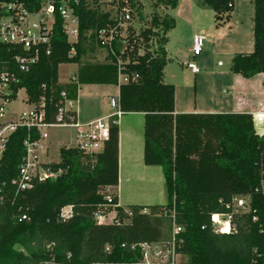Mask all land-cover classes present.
Listing matches in <instances>:
<instances>
[{
    "label": "trees",
    "instance_id": "obj_1",
    "mask_svg": "<svg viewBox=\"0 0 264 264\" xmlns=\"http://www.w3.org/2000/svg\"><path fill=\"white\" fill-rule=\"evenodd\" d=\"M15 1L33 10L41 3ZM57 1H65L79 18L78 42H68L57 16L50 55L41 53L37 64L25 73L14 63L15 57L25 52L0 43V64L7 65L18 80L12 86L10 101L24 89L29 105L43 102L44 121L52 124L63 92L77 101L82 86H118L120 60L126 74L138 77L119 87L120 109L145 114L144 162L162 167L167 203L148 208L149 214L141 213L145 207H130L131 216L117 207L119 225L95 223L100 206H118L113 191L119 183L117 125L111 127L103 152L85 155L62 147L59 163L43 164L57 174L56 178L35 181L31 189L16 194L26 155L23 143L29 137L40 139L37 129L20 127L0 158V264L117 260L127 255L120 249L123 243L166 242L173 230L172 210L182 228L177 239L178 252L186 257L183 264H264V196L255 193L264 176V135L256 133L250 114L174 115L175 88L164 84L168 33L176 28V21L166 11L177 9L180 0H147L149 15L144 14L140 0H126L131 20L125 45L116 43L115 56L103 49L98 39L101 29L118 24L114 1ZM124 1L120 0L121 6ZM201 2L214 12L217 27L229 23L235 0ZM253 4L254 50L235 54L230 67L233 74L245 79L264 75V0H253ZM72 48L75 55H70ZM97 50L107 53L104 62L82 64ZM65 64H82L75 73L76 82H59V68ZM106 189H111L110 202ZM240 196H251V212L236 220V233L215 234L211 215L228 211L226 206ZM69 206L73 207V217L64 221L60 214ZM254 215L257 222L252 221ZM106 245L113 246V255L103 253Z\"/></svg>",
    "mask_w": 264,
    "mask_h": 264
},
{
    "label": "built area",
    "instance_id": "obj_2",
    "mask_svg": "<svg viewBox=\"0 0 264 264\" xmlns=\"http://www.w3.org/2000/svg\"><path fill=\"white\" fill-rule=\"evenodd\" d=\"M114 11L117 13L118 24L115 27L101 29L98 32V39L103 49L109 51L113 56L116 55V43L125 45L124 34L126 33L129 21L131 20V10L125 0L124 6L120 5V0H108L113 2ZM7 13V15H5ZM62 20V30L70 44H75L79 39V18L65 1L41 0L37 9H30L23 3L15 0H0V43L13 46L23 50V55H18L14 63L19 72H28L35 66L41 53L50 55L52 40L54 37V27L56 17ZM205 45L204 36H195L191 54L194 58L201 56ZM123 51V45H121ZM76 50L72 48L70 55H75ZM187 68L193 74H199L200 70L193 61L187 63ZM118 86L128 84L137 80V75L126 74L122 62L118 60ZM18 82L16 75L7 65L0 64V158L4 154L9 138L20 127L28 130L37 129L40 139L37 141L27 138L23 145L26 155L20 168L16 194L29 190L33 187L35 181H45L56 178L57 174L46 170L40 161L39 150L43 140L48 139L47 130L50 128H69L75 131L74 146L79 152L85 155H95L104 151L106 142L110 138L112 126L117 125L118 120L124 114L120 109V98L111 97L109 104L114 112L104 118L93 120L81 124L78 121V113L74 109L76 101L67 98L65 92L61 94L63 99L57 109L56 121L52 124L46 123L43 111L44 104L33 105V110L28 114H22L18 118H6L7 105L11 102L10 96L14 94L12 86ZM69 82H76L75 74L72 75ZM264 173V168H263ZM111 189H106V198L110 202ZM255 193L264 196V176L260 186ZM118 206L110 205L100 206L94 215V221L99 226L111 224H120L117 219L116 208ZM110 209V210H109ZM228 211L214 213L211 215V226L215 234L230 235L237 232L238 223L236 220L251 212V196L236 197L232 205H227ZM128 216L132 214L125 210ZM142 214H149V209L144 208ZM171 217L173 221V230L171 237L166 242H133L123 243L120 249L127 253L117 260H97L90 264H183L186 260L185 255L178 252V236L182 228L176 224L175 210H172ZM60 217L66 221L73 217V207L62 209ZM23 217V220H26ZM253 222L258 221L257 216L252 217ZM49 251L53 246L47 247ZM113 246L106 245L103 253L107 256L113 255ZM49 264V262L41 263Z\"/></svg>",
    "mask_w": 264,
    "mask_h": 264
},
{
    "label": "rangeland",
    "instance_id": "obj_3",
    "mask_svg": "<svg viewBox=\"0 0 264 264\" xmlns=\"http://www.w3.org/2000/svg\"><path fill=\"white\" fill-rule=\"evenodd\" d=\"M140 1L144 6V14L149 15L150 10L147 0ZM166 14L176 21V28L168 33L169 42L166 50L168 51L167 58L169 61L164 69V82L166 85L177 87L178 91H180V101L183 104H194L199 99V94L195 90L196 83H199L204 73L211 72V77L213 73V83L216 86H220L222 79L216 78L218 76L215 74L229 72L230 76H232L230 67L233 56L237 53H251L254 50L253 0H235L234 2V12L232 13L233 31L230 32L234 34L236 30V37L240 38L241 43L232 48H229V45H227L229 41V37H227L229 28L217 29L218 24L215 22L214 12L204 7L201 0H180L178 8L167 10ZM236 23L239 24V27L235 25ZM194 35L205 37L203 52L197 58H194L191 54ZM124 36L126 37V33ZM106 56L107 53L104 50H97L96 53L83 59L82 64L102 63L105 61ZM190 61H193L200 70V74L197 76L193 75L187 68V63ZM82 64H65L60 66L59 82L61 84L68 83L72 75L77 72ZM205 79L209 80V75ZM104 88L108 87L97 85L80 88L79 98L75 102L74 109L79 115L78 121L81 124L91 122L99 115H103L102 118H104L114 112L109 104L111 96L107 97V95H110L108 94L110 91L108 92ZM113 88L115 89H111V94H115L117 91V86ZM32 110L33 105L27 103V94L22 89L18 92L17 99L7 105L6 118H18L22 114L30 113ZM259 124L258 128L261 130L262 123ZM46 133L48 139L43 140L40 144V161L43 164L59 163L60 149L65 146L74 148L76 144L75 131L69 128L54 127L48 129ZM160 183V185L157 182L155 184V201L163 203L166 200L163 178H161ZM184 259L186 260V257Z\"/></svg>",
    "mask_w": 264,
    "mask_h": 264
},
{
    "label": "crops",
    "instance_id": "obj_4",
    "mask_svg": "<svg viewBox=\"0 0 264 264\" xmlns=\"http://www.w3.org/2000/svg\"><path fill=\"white\" fill-rule=\"evenodd\" d=\"M232 25L233 17H231L229 23H227L226 25L220 28L216 27L219 30L229 28V33L227 36L229 37V41L227 42L229 48H232L235 45H240L239 43H241V41L239 40L240 38L236 37V30L234 31V34H231L232 32L230 31H233ZM235 25L239 27L238 23H236ZM195 36L199 35H194V37ZM210 73L211 72L204 73V76L200 78L199 83H196L195 90L199 94V99L196 100L194 104H183V102L180 101V91H178L177 87L174 86V115L183 114L186 112L194 114H250L253 117V123L256 133L259 135H264V75H258L253 79H245L242 76L233 74L232 72H230L232 76H230L229 72H220L216 73L215 75L218 76L216 78L222 79V83L220 84V86H216V84L213 83L212 80L213 73L211 74L212 77L210 76ZM193 75L197 76L198 74ZM208 75L210 79L206 80L205 78ZM100 86L108 87L104 88L106 89V91H110L108 93L110 95H107L108 98L110 96H120V86H117V91L115 94H111V89H115L113 87L116 86ZM102 116L103 115H99L95 117L94 120L100 119L102 118ZM259 123H262L261 130H259L258 128ZM117 127L119 130V183L118 186L113 189V191L115 192V194H117L118 197V207L127 210L133 206L145 207L148 209L150 207L166 205L167 197L165 198L166 200L164 199L165 201L163 203L161 201H155L156 182L158 183V185H160V180L161 178H163L165 186V178L162 167L147 166L144 162L145 114L124 113L118 120Z\"/></svg>",
    "mask_w": 264,
    "mask_h": 264
},
{
    "label": "water",
    "instance_id": "obj_5",
    "mask_svg": "<svg viewBox=\"0 0 264 264\" xmlns=\"http://www.w3.org/2000/svg\"><path fill=\"white\" fill-rule=\"evenodd\" d=\"M5 15H7V13H5Z\"/></svg>",
    "mask_w": 264,
    "mask_h": 264
}]
</instances>
